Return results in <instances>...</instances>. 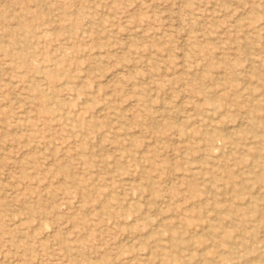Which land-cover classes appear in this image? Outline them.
Masks as SVG:
<instances>
[{
    "label": "rangeland",
    "instance_id": "1",
    "mask_svg": "<svg viewBox=\"0 0 264 264\" xmlns=\"http://www.w3.org/2000/svg\"><path fill=\"white\" fill-rule=\"evenodd\" d=\"M0 264H264V0H0Z\"/></svg>",
    "mask_w": 264,
    "mask_h": 264
},
{
    "label": "bare ground",
    "instance_id": "2",
    "mask_svg": "<svg viewBox=\"0 0 264 264\" xmlns=\"http://www.w3.org/2000/svg\"><path fill=\"white\" fill-rule=\"evenodd\" d=\"M205 230V229H204ZM205 251V250H204Z\"/></svg>",
    "mask_w": 264,
    "mask_h": 264
}]
</instances>
